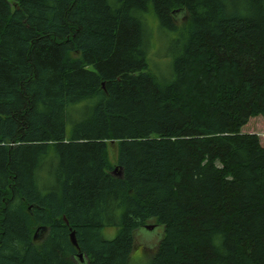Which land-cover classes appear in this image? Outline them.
Wrapping results in <instances>:
<instances>
[{
    "label": "trees",
    "instance_id": "16d2710c",
    "mask_svg": "<svg viewBox=\"0 0 264 264\" xmlns=\"http://www.w3.org/2000/svg\"><path fill=\"white\" fill-rule=\"evenodd\" d=\"M258 117L264 0H0V264H264Z\"/></svg>",
    "mask_w": 264,
    "mask_h": 264
},
{
    "label": "rangeland",
    "instance_id": "374dc122",
    "mask_svg": "<svg viewBox=\"0 0 264 264\" xmlns=\"http://www.w3.org/2000/svg\"><path fill=\"white\" fill-rule=\"evenodd\" d=\"M167 48V46H166ZM164 46V50H166ZM164 60V55H161V57L155 58V61L160 62ZM258 129V130H257ZM252 130V131H251ZM257 130V131H256ZM255 133L259 136L262 146H264V117L257 118L255 120H251L250 123L242 128L243 133L250 132ZM116 154H117V148L116 145L109 146L108 150V160L111 163V166L113 170L115 171L116 168ZM113 171V172H114ZM152 225V224H148ZM159 230V229H158ZM115 229H105L103 231V234L106 237L112 238L115 236ZM153 231V230H151ZM151 231H142L140 230L135 237L134 240V248L131 253V264H144L149 257H151L155 251L157 250V246L159 244V236L155 233H150ZM157 231V230H156ZM155 231V232H156Z\"/></svg>",
    "mask_w": 264,
    "mask_h": 264
},
{
    "label": "water",
    "instance_id": "95a60500",
    "mask_svg": "<svg viewBox=\"0 0 264 264\" xmlns=\"http://www.w3.org/2000/svg\"><path fill=\"white\" fill-rule=\"evenodd\" d=\"M113 143V142H112ZM147 230H152L153 229V226H146L145 227ZM69 239L71 241V244L79 251V247H78V244L76 242V239H75V235H74V232H71L69 234ZM77 258L79 259L80 263H83L84 262V255L81 254V253H78L77 254Z\"/></svg>",
    "mask_w": 264,
    "mask_h": 264
}]
</instances>
